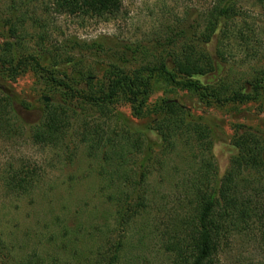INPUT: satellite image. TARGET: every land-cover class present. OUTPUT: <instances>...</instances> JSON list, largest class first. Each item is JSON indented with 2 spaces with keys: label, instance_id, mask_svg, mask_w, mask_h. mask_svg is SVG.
I'll use <instances>...</instances> for the list:
<instances>
[{
  "label": "rangeland",
  "instance_id": "rangeland-1",
  "mask_svg": "<svg viewBox=\"0 0 264 264\" xmlns=\"http://www.w3.org/2000/svg\"><path fill=\"white\" fill-rule=\"evenodd\" d=\"M225 5L222 0H122L119 15L107 20L57 14L48 0H0V45L16 43V37L31 53L43 50L51 56H68L70 63L59 66L63 70H92L90 87L86 83L79 86L88 91L83 93L87 99L89 93H98L105 86L104 72L112 64L130 70L150 69L192 49L205 53L222 68L197 78L204 85L221 79L246 86L261 73L264 83V0H237L230 18L222 19L212 33L207 30L211 13ZM208 35L210 41L206 43ZM41 75L28 71L15 82L2 80L0 75V93L15 100L19 113L10 129L0 131V264H18L34 253L45 264H84L97 242L82 238L65 246L60 243L59 232L66 227L101 228L107 236L100 238L104 244L115 243L109 242L108 236L124 240L122 264H168L165 251H161L162 239L141 233L145 229L142 222L130 221L119 232L113 197L119 193L116 189L121 186L123 171L106 164L97 151H89L85 122L100 130L103 143L115 132L121 137L124 131L126 137L132 135L125 153L133 148V154L123 162L130 166L129 174H135L136 182H140V165L148 148L157 150L162 144L151 131V111L162 101L185 107L210 129L209 154L217 165L218 180L224 179L238 154L236 136L245 131L264 141V91L247 104L215 107L156 75L141 118L130 104L117 101L106 112L109 119H101L93 110L83 117L78 102L63 90L52 88L47 76ZM51 109L58 110L69 127L63 142L46 148L33 142L32 135ZM17 128L21 129L11 131ZM122 142L126 143L124 139ZM202 147L192 141L186 148L177 147L160 163L145 158L149 168L148 186L142 193L147 205L145 225L156 221V225L166 227L167 222L168 233L171 221L187 215L188 221L193 216L186 208L193 210L191 203L196 204V196L186 189L199 175ZM250 178L264 189V177ZM16 180L25 181L26 189L14 192L12 181ZM251 185L245 193L253 197L254 188L260 186L256 182ZM253 198L255 208L264 203V192ZM258 212L247 222L236 223L235 232L221 240L214 264H264V216L261 213L257 219ZM52 236L57 243H49Z\"/></svg>",
  "mask_w": 264,
  "mask_h": 264
},
{
  "label": "trees",
  "instance_id": "trees-1",
  "mask_svg": "<svg viewBox=\"0 0 264 264\" xmlns=\"http://www.w3.org/2000/svg\"><path fill=\"white\" fill-rule=\"evenodd\" d=\"M48 1L57 14L94 19L110 20L117 17L122 8V0ZM236 1L222 0L226 5L215 7L208 21L207 30L211 29L214 33L222 19H229ZM15 32L16 28L12 30L13 34ZM211 35H208L206 43L210 41ZM13 39L16 43L8 41L3 46L0 45L2 80L15 82L28 71L46 75L52 88L63 90L71 100L78 102L83 111V117L93 110L102 117L101 119H109L106 112H110V106L117 101H124L130 104L134 114L141 118L151 94L152 78L156 75L165 77L175 87L195 94L204 103L215 107L247 104L256 101L264 91L262 73L254 78L250 85H246L247 87L237 83L232 85L221 79L217 82L209 81L207 85L202 84L197 78L205 77L216 71L220 72L222 68L218 67L211 57L205 56V53L195 52L192 49L172 55V61H167V64L163 62L160 67L150 69L137 67L130 70L131 67H117L116 64H112L106 67L104 72L105 86L98 93H89L91 97L87 99L83 93H88V91L79 89V86L86 83L90 87L94 77L92 70L85 71L84 67L80 69L74 67L72 72L63 70L64 67L59 68V66L70 63L68 56L66 59L61 55L51 56L52 53L43 50L34 51L37 55L24 49L18 38L13 37ZM170 44L173 45L175 42ZM39 45L42 47V43ZM45 64L50 67H43ZM248 87L250 89L247 92ZM151 114L154 115L151 120L154 128L151 131L162 144L157 150L149 147L148 152L145 153L144 161L140 165V182L135 181V174L133 176L129 174L130 166L123 162L128 155L133 154V148L125 153L129 146L127 144L132 140V135L126 137L127 134L124 131V137H121L115 132L108 135L106 142L103 143L104 137L100 130L92 127L91 124L83 123L84 136L87 137L85 141L89 145V151L92 154L97 151L106 164L112 163L119 172L123 171L121 186L117 185L116 189L119 193L113 197V202L116 203V222L119 232L123 231L126 223L137 220V223L144 224L145 229L141 233L145 232L147 238L162 239L160 241L161 251H165V261H168V264H214L213 258L218 254L221 240L235 232L233 228L236 227V223L247 222L252 218V213L255 215L258 209L257 219L261 218V213L264 216V203L257 204L254 208L253 201V197L258 198L264 189L261 188L260 183L250 178L255 176L257 180H260L264 177V141H259L256 136L245 131L240 136H236L234 145L238 154L233 159L224 179L218 180L217 165L209 154L212 148L211 132L202 119L194 117L188 109L173 101H162L153 108ZM16 119H19V113L15 100L9 95L0 93V131L4 128L10 129ZM68 127L69 122L63 119L61 113L56 109H51L41 124L35 127L32 135L33 142L46 148L55 147L65 140ZM19 129L21 128L11 131L17 132ZM131 133L128 131V134ZM122 139L126 141L125 144ZM192 141L203 146L200 151L203 164L197 166L199 175L196 180H190L186 189V193L196 196V204L191 203L193 210L188 209V206L186 208V211L192 213L193 216L188 221L185 219L188 215L185 218L180 217L177 222L171 221L168 233L167 222L166 227L156 225V221L152 226H150V221L145 225L143 216L146 214L147 205L146 201L142 200L145 198L142 193L144 186H148L149 178V168H146L148 162L145 158L148 157L150 161L160 163L172 156L177 147L186 148ZM254 182L260 187L254 188L256 192L252 197L245 191ZM12 183L13 186L10 184V187L12 186L11 189L16 193L27 187L25 181L16 180ZM164 220L167 221V215ZM59 236L60 243L65 246L68 243L76 244L82 238L92 244L97 242L89 250L84 264H122V259H124V240H113L112 236H108L109 242L115 243H100L101 237H107L101 228L92 227L85 230L81 227L60 228ZM53 241H55L54 236L50 238L49 243H57ZM141 246H143L142 243ZM18 264H45V260L38 258L34 253ZM57 264L62 263L57 261Z\"/></svg>",
  "mask_w": 264,
  "mask_h": 264
}]
</instances>
